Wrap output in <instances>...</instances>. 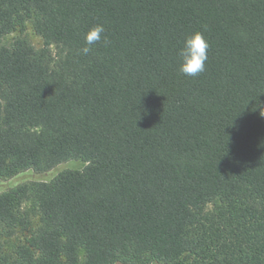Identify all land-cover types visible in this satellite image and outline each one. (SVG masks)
Listing matches in <instances>:
<instances>
[{
    "label": "trees",
    "instance_id": "obj_1",
    "mask_svg": "<svg viewBox=\"0 0 264 264\" xmlns=\"http://www.w3.org/2000/svg\"><path fill=\"white\" fill-rule=\"evenodd\" d=\"M28 21L41 48L0 46V180L84 165L0 191V264H264V0H0V40Z\"/></svg>",
    "mask_w": 264,
    "mask_h": 264
},
{
    "label": "clouds",
    "instance_id": "obj_2",
    "mask_svg": "<svg viewBox=\"0 0 264 264\" xmlns=\"http://www.w3.org/2000/svg\"><path fill=\"white\" fill-rule=\"evenodd\" d=\"M105 28L102 24H95L85 33V46L80 49L82 54L88 55L92 51V45L100 42L104 37ZM209 44L203 33L199 30L193 31L184 38L183 46L178 51L179 71L189 77H196L205 71V64L208 59L207 50ZM258 107L259 114L264 117V105Z\"/></svg>",
    "mask_w": 264,
    "mask_h": 264
},
{
    "label": "rangeland",
    "instance_id": "obj_3",
    "mask_svg": "<svg viewBox=\"0 0 264 264\" xmlns=\"http://www.w3.org/2000/svg\"><path fill=\"white\" fill-rule=\"evenodd\" d=\"M18 37H25L35 48L39 49L42 47V39L39 35H37L32 28L31 22H26L22 31H14L6 36H4L0 40V46H9L12 42ZM55 51V49H54ZM84 165L83 162L78 160H69L62 162L55 166L54 168L45 171L38 172L32 169H28L18 173L17 175L5 179L0 180V191H3L10 187L11 185L21 184L24 182L30 181H48L55 177L60 171L65 169H80ZM25 206H29V203L26 202Z\"/></svg>",
    "mask_w": 264,
    "mask_h": 264
}]
</instances>
